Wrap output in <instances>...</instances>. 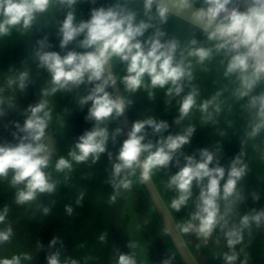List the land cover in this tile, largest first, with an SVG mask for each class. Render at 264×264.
<instances>
[{
	"label": "clouds",
	"instance_id": "clouds-1",
	"mask_svg": "<svg viewBox=\"0 0 264 264\" xmlns=\"http://www.w3.org/2000/svg\"><path fill=\"white\" fill-rule=\"evenodd\" d=\"M135 2L115 0L110 6L93 9L87 20L77 21L74 6L78 0H0V37L8 36L14 28L29 31L38 15L48 12L50 6L55 4L67 9L57 29L60 49H65L82 37L78 47L85 50L68 51L62 56L43 50L50 47L46 37L37 41L38 67L50 74L51 87L42 90L43 99L23 110V124L13 122L16 131L12 135L18 142L0 144V179L7 178L11 171L10 184L17 189V204L31 202L41 193H52L56 187L50 175L44 171L52 159L49 145L45 143L52 119L47 97L82 84L92 85L88 94L79 99V104L83 106L91 102L86 119L94 121L95 126L79 137L74 149L68 153L70 160L63 156L57 159V172L70 171L73 161L81 163L91 157L95 163L105 152L109 134L100 125L110 118L119 117L131 104L124 96L114 98L107 91L117 79L109 71L114 62L125 65V74L119 77V81L126 93L132 94L141 88L163 89L167 86L168 96H179L184 81L194 79L193 60L196 65L204 66L215 56H223L224 77H235L238 82L232 95L238 101L247 97V107L254 110L255 118L249 124L247 136L254 138L264 131V91L253 94L264 83V0H250L246 11L240 10L236 0H177L182 9L194 8L193 19L202 25L206 35L207 46L191 39L184 47L175 38L164 39L166 33L162 26L168 22L169 9L162 2L140 0L139 10L130 6ZM198 3L199 6L194 7ZM149 29H152V34L145 37ZM27 79L28 73L20 72L16 77H10L7 85L24 90ZM221 94L218 91L200 103L199 110L205 114V121L213 119L210 107L215 113L220 112L217 101ZM149 95L152 93L149 92ZM197 95L198 91L193 87L183 96L176 123L197 106ZM3 103L0 99V105ZM9 107L12 105L9 104ZM4 115L5 111L0 107V117ZM146 127L151 128L153 133H161L167 130L168 124L153 118L133 122L128 138L123 141L116 156L117 162L113 164L110 183L114 192L109 203H115L121 191L131 189L133 182L130 177L136 175L137 169L140 170L139 181L144 182L153 176L154 171L167 168L182 147L190 142L195 131L189 125L183 134L168 135L153 145L151 142L143 143ZM119 132L120 129H116V133ZM242 157L243 153L234 157L226 170L213 152L200 149L198 157H184V165L168 178L166 184L168 189L176 192L175 198L170 201L171 209L176 212L187 205L193 186L199 188L195 211L178 227L182 233L194 235L200 241L197 248L207 246L213 233L221 231L228 249L222 254L224 264H236L238 260L240 264H249L250 257L244 248L237 251L236 246L244 243L246 230L250 234L253 226H264V209H253L241 215L238 222L229 223L228 217L234 213L236 205L244 200L238 185L249 169ZM253 200H259V196L253 194ZM77 203L80 201L77 200ZM43 211L47 214L49 209L44 208ZM72 211L70 206H66L69 215ZM7 214V207L0 211V224L5 223ZM12 234L11 226L0 230V244L9 242ZM56 243L57 238L54 237L49 247H54ZM129 247L134 248L135 244ZM30 259L29 254L23 253L0 258V264H21L22 260ZM47 264L77 262H62L59 252H54L48 255ZM116 264H137V261L134 255L120 254ZM164 264H169L168 260Z\"/></svg>",
	"mask_w": 264,
	"mask_h": 264
},
{
	"label": "rangeland",
	"instance_id": "rangeland-1",
	"mask_svg": "<svg viewBox=\"0 0 264 264\" xmlns=\"http://www.w3.org/2000/svg\"><path fill=\"white\" fill-rule=\"evenodd\" d=\"M85 2L86 0H78V3L74 6L79 20H87ZM97 2L99 7H107L113 4L115 0H97ZM197 5L199 6V3ZM130 6L139 10L141 8L140 0H136ZM162 30L166 33L165 37H177L180 44L184 40L196 39L199 43L207 46L206 35L203 31L170 14L168 22L162 26ZM151 34L152 29H149L145 33V37ZM222 59L224 57H214L212 61L206 63L204 66L196 65L193 60L194 79L191 82L184 81L183 91L177 96L176 101L178 103L168 104L170 101H166L164 113L158 115L161 121L168 124L167 130L164 131L165 134H183L185 130L183 124L176 123L175 121L179 117L180 101L193 87L198 91L196 102L202 103L205 101V98L209 99L218 91H223L222 96H227L231 86L237 85L238 82L235 77H224ZM116 70L118 76L121 77L123 72L121 63L120 67L117 68L116 66ZM27 71L29 70L25 68L17 67L16 69L13 67L8 72L0 73V99L3 100L4 105L7 103L12 105V107H9L7 104L8 109L5 110V118L8 117L7 112L12 115L11 112L13 110L14 114L16 113L18 117L25 119L23 110L28 105H34L44 98L41 95V87L36 82L38 79L31 72V74L28 73L24 90H20L15 85L11 88L8 87L7 80L10 77L14 78L20 72ZM9 99L13 102L8 101ZM137 99L138 101L140 100L139 96H137ZM129 100L131 104L134 103V100L136 101L134 93L129 94ZM49 107L52 110L49 129H51V126H54L59 132L63 130L60 133L61 137H63V125L60 124L61 122L57 123L54 107L51 105ZM141 110L143 120V114L147 113L148 109L146 107V109L141 108ZM188 116H191L190 113ZM8 118H11V121L15 122L12 120L14 118ZM49 129H47L45 143H48L50 150L53 152L56 150V144ZM145 132L144 141L146 143L151 142L154 145L155 137L152 129L146 127ZM211 134L213 135V132ZM0 144H3L1 136ZM200 149L199 147L195 151L192 150L189 156H194L195 153L198 156ZM117 154L118 150L114 154L115 159ZM100 167V164L96 167L87 164L86 172H84L87 185L102 180L101 176V178L97 176ZM74 169H77V166L72 164L71 170L68 171L72 172ZM11 175L10 171L7 178L0 179V211L5 207L8 208L5 223L0 224V230L8 226H11L13 230L9 242L0 244V258H10L12 255L27 253L31 256V259L22 260L21 264H47L48 255L59 252L62 262L74 260L77 264H116V260L120 254H129L134 255L137 264H164L165 260H168L169 264H177L176 257L169 251L170 246L167 240H163V236H161L158 221H155L156 218L154 219L151 215L152 208L149 201L142 195V189L136 176L135 181H132L131 189L124 191L118 196L115 203H109V198L102 197L99 193L100 188L96 191L94 186L92 193L85 200L86 204L83 203L85 205L83 208H80L81 206L78 204L71 205L66 201L73 198L72 194L68 192L57 194L59 197L57 199L64 200L62 202L56 201L57 199H53L47 193L38 194L36 199L40 201L39 205L49 209L48 214L51 218L43 223L41 222L43 220H37L36 217L34 218L31 215L33 211L27 207V203L19 205L15 202L17 189L13 188L10 184ZM95 175L96 177H94ZM130 179L132 180L131 177ZM238 188L241 189L244 200L236 205L234 215L229 219L230 224L238 222L241 215L249 213L253 209H264V191L259 184L246 178L243 182L239 183ZM253 194L258 195L259 200L254 201ZM89 198L90 200H88ZM30 203L33 204L34 200ZM66 206H70L73 209L71 215L66 212ZM221 207L223 209V204H221ZM40 225L43 228L37 231ZM263 229L264 226L260 228L253 226L250 234L247 230L244 234L247 240L250 239V250L257 258H254L250 254L245 241L242 245H239V248L243 247L244 252L249 255V262L258 259V264L264 263ZM54 237L57 238V243L54 247L50 248L49 242ZM101 237H103V240H101ZM130 244H135V247L130 248ZM211 246L213 249L215 248L212 244ZM241 255L243 256V253ZM202 260L204 264H215L216 262L208 256L202 257Z\"/></svg>",
	"mask_w": 264,
	"mask_h": 264
},
{
	"label": "trees",
	"instance_id": "trees-1",
	"mask_svg": "<svg viewBox=\"0 0 264 264\" xmlns=\"http://www.w3.org/2000/svg\"><path fill=\"white\" fill-rule=\"evenodd\" d=\"M86 16L87 19L89 18V8H88V1L86 0ZM67 9L60 8V10L53 9L52 18L50 20H45V16H42L40 14V19H36V21L33 24V27L25 32L22 30H19L18 28L12 29L11 33L8 36L0 37V73L8 72L10 69H13L17 67L25 68L27 73L33 74L38 81H36L40 87L41 90L50 88V74L41 67H38V61L36 58V51L39 48V45L37 44L38 40H41L43 38H47V43L50 45V47H45L44 51H51V52H57L60 55H65L68 51H77V52H83L85 50L78 47L79 40L82 39V37L77 38V40L70 43L65 49H60L59 47V37L57 35V29L59 27V22L64 18V15L66 13ZM75 15L77 21L79 20V16L77 15L76 10ZM50 16V14H48ZM190 40H184L182 42V46L184 47L187 42ZM31 72V73H30ZM92 85H80L78 88H72L68 91H58L54 95L47 97L49 101V106H53L56 115H57V123H60L63 125L64 128V135L61 137L60 133L54 126L50 127V131L52 132L53 136L55 138L58 137V150L52 155L51 163L49 164L50 168L47 170V174L51 176V180L55 182L56 187L55 190L52 193H48L51 195L53 199L59 198L57 196L58 193H70L72 194L73 198L66 200L71 205L78 204L77 200L80 201L78 204L81 206L80 208H83L86 204L85 200L87 199V196L92 193V188L95 185V183H91L90 185H87L86 178L84 175V172H86L87 164H90L91 166H97L100 164L102 167V170L104 169L103 175H102V182H103V188L99 189V193L102 197L111 196L113 195V187L110 183L112 178V171H113V164L116 161L114 154L116 153L117 149H120L122 142L120 133H116V129H118L117 124L116 127H114V132L112 133V122L111 119L108 121V123H103L100 126L105 127L108 130L109 139L107 141V144L111 142V134H112V148L110 149V152L105 151L104 153L100 154L99 159L93 163L91 157L81 163L72 162V164L77 166V169H74L72 172H69L65 170L64 172H57L55 170V162L57 159H59L61 156L65 157L66 159L70 160V157L68 153L74 149L75 144L78 142L79 137L83 135L86 131H91L93 127L95 126V122L92 120L86 119L88 115V108L90 107V103L85 104L81 106L79 104V99L82 96H85L88 94L90 88ZM165 90L167 92V86L165 87ZM108 91V89H107ZM126 96L129 100V93H126ZM152 96L155 98L159 97V90L152 92ZM165 93L160 92V99H156L157 105L161 107L162 110H165V104L163 98L165 97ZM168 104H174L176 101H172L171 99H167ZM5 101V100H4ZM8 101H11L9 99ZM6 102V101H5ZM9 105V103H7ZM3 103L0 107H2L5 110L8 109V105ZM197 106L194 107L193 113H190V117L188 116L186 119L181 120L179 123H182L184 126V129H186L189 125H194V120L198 121V117L200 116V110L199 105L200 103L196 102ZM6 106V108H5ZM86 109V114H85ZM12 110V109H11ZM130 110L132 114L134 115V119H140V112L133 109L132 104H130ZM12 115L9 113V116L14 118L15 122H19L20 124H23L24 119L21 117H18V115L13 113ZM20 118V119H19ZM111 122V123H110ZM49 129V127H48ZM214 127L212 130V127H210V131L213 132V135H217L218 133L223 132V128L214 131ZM0 136H1V142L4 143H11L15 144L18 141L14 139L12 133L16 131L13 121H11V118L7 119L4 116L0 118ZM196 131L192 134L190 138V142L182 147V149L175 155L172 162H170L169 166L167 168H161L157 171H154L153 176L156 180L161 192L163 193L164 197L166 198L167 202L170 205L171 199L175 198L176 192L172 189H168L166 187L168 178L175 174L180 167H182L185 163L184 157L189 156L192 150L195 151L196 148H202L199 146L200 140L202 139L200 134H196ZM168 133L165 134L163 131V138L167 137ZM224 140L225 137H223ZM235 136H231V141H233ZM204 140V139H203ZM206 141V140H204ZM226 142V141H225ZM205 143V142H204ZM197 144V145H196ZM196 145V148H195ZM206 146H209L208 143H205ZM195 148V149H194ZM194 156L198 157L195 153ZM104 159V161H103ZM101 161V162H100ZM178 161V163H177ZM211 166V165H210ZM53 177V178H52ZM96 177V175L94 176ZM68 178V179H67ZM92 181H94L92 179ZM22 187V186H21ZM95 188V186H94ZM199 194V188L195 185L192 189V197L189 199L186 206H184V209H181L179 212L174 213L176 214V217L179 221V223H182L184 220H186L189 215L195 211V205L197 202V197ZM82 197V198H81ZM90 200V198L88 199ZM56 201L62 202L64 200L57 199ZM149 201V200H148ZM150 204V203H149ZM35 206V204L33 205ZM151 206V204H150ZM43 207V206H42ZM152 208V206H151ZM82 210V209H81ZM151 215L155 219V213L152 209ZM50 215H44V221H47L51 219L49 217ZM157 219H155L156 221ZM43 222V221H42ZM159 230L161 233V236H163V240L165 239V236L162 232V229L159 224ZM188 242L190 243L192 249L196 253L197 257L201 261L202 264L203 260L202 257L208 256L210 258H213L216 262L215 264H224V261L222 259V254L225 252V246L220 243L219 238V230L215 231L213 233V237L209 240V243L207 246L201 245V247L197 248L196 245L200 243L199 240L195 238L194 235L191 234H185ZM224 239V237H223ZM219 241L217 244L216 241ZM215 247L211 246V244Z\"/></svg>",
	"mask_w": 264,
	"mask_h": 264
},
{
	"label": "water",
	"instance_id": "water-1",
	"mask_svg": "<svg viewBox=\"0 0 264 264\" xmlns=\"http://www.w3.org/2000/svg\"><path fill=\"white\" fill-rule=\"evenodd\" d=\"M87 1H88V8H89V15H90V12L99 6H98L97 0H87ZM158 2H162L169 9L170 15L199 29L200 31H203L202 25L197 24L193 19L192 13H193L194 8L182 9L179 7L177 0H158ZM236 2L241 11H246L247 7L250 4V0H236ZM194 7H198V5ZM60 8L61 6L54 5L51 8H49L48 12L42 14V16H45V20L46 19L50 20L53 17L52 16L53 9L60 10ZM48 14H50V16ZM37 19L38 20L40 19L39 15ZM169 38L177 39V37H164V39H169ZM181 47H183L182 44H181ZM215 57L223 58V56H215ZM116 66L117 68L120 67V63L114 62L112 67L109 69V71L113 73L117 79H116V83L112 84L108 88V91L114 98H119L121 96H124L128 100L126 96V92L124 91V87L119 81L120 76H118L117 74ZM122 70L123 72L121 76L125 74V65L123 64H122ZM145 83L146 84L148 83L147 78H145ZM236 87L237 85L231 86L227 96L226 95L222 96L223 91H221L222 94L219 96L218 101H217L220 105V112L215 113L211 107L209 108V111L213 112V119L211 121H205L204 120L205 114L202 113L201 111H200V116L198 117V121L194 120L196 134L199 133L202 138L200 140L199 146L202 147L201 149H208L209 151L213 152L215 154L216 159H218L219 164L225 167L226 170L231 160L234 157L243 153L242 159L248 165V169H249L244 179L248 178L250 181H253L256 184H259L264 191V131H261L254 138H249L247 136V132L250 130L249 124L255 118L254 110L249 109L247 107V103H248L247 97L239 101L235 99V97L232 95V92ZM158 90H159L158 98L156 97L154 98L152 95L151 96L149 95V92L152 93ZM262 91H264V83L259 85L254 90L253 94L254 95L259 94ZM160 92H163L166 95L163 98L165 106H166L165 102L168 101L167 99H171L172 101L177 100V96L175 95L168 96L166 94L165 88L163 89L161 88H157V89L141 88L137 92L134 93L136 101L134 100V103L132 104L134 110L136 111L139 110L140 117L138 118L140 119H134L133 117L134 115L132 114L130 110V104L119 117L110 118L112 122V133L114 132V127H116V124H117L118 129H120L119 133H120L122 143L124 140L128 138V133L131 130V126L133 122L137 120H142L141 108L146 109L147 107L148 109V112L143 114V120L147 118H153V119L155 118V120L159 119V121H161L158 115L163 114L165 110H162L161 107L157 105V102H156V99H160ZM137 96H139V99H140L139 101L137 99ZM205 100H208V99L205 98ZM176 103L178 102L176 101ZM194 110L195 109L193 108L190 111V113H193ZM7 114H8V117H10L8 112ZM85 114H86V109H85ZM8 117L7 119H9ZM187 117H185L184 119H186ZM110 119L104 123H108ZM179 124H182V123H179ZM210 127H212V130L214 127L215 128L214 131H218L223 128V132L218 133L214 137L211 134ZM196 134H195V137H196ZM231 136H235L233 141H231ZM52 137H54L53 134H52ZM110 137H111V142L109 144H106V150H105L108 152H110V149L113 146L112 145V134ZM154 137H155V140H154V145H155L158 140L163 138V132L154 133ZM223 137H225L226 140H224ZM53 139L56 144V150L53 152L51 151L52 155L58 150L57 145L59 143L58 137L57 138L54 137ZM203 139L206 141H204ZM204 142L208 143L209 146H206ZM143 143H146V142L143 141ZM117 150L119 152V149ZM142 158L143 157H141V159ZM101 167L99 168V172H97V176H99V178L102 177L103 172H104V169L102 170ZM49 168L50 166L44 169V171L47 173V170ZM139 172L140 170L137 169L135 176L140 184V188L142 189V195L145 197L147 201L149 200V203L151 204L152 209L154 210L155 217L158 223L160 224V227L165 236V239L167 240V243L170 246L169 251L177 259L176 263L177 264H202L199 258L197 257L196 253L192 249L190 243L188 242L186 235L180 231L178 227V224L180 223L176 217V214L171 209L169 203L167 202L166 198L161 192L156 180L154 179V176H152L147 181L140 182L138 179ZM122 175H124V173H122ZM135 176L131 177L132 181H135ZM244 179L241 182H243ZM221 183H223V181ZM94 186L97 191L99 188H103V182L102 181L95 182ZM123 192L124 191H121V194ZM106 198H110V196H106ZM39 203L40 201L35 199L33 204L28 202L27 207H29V209L33 211L31 215H33L34 218L36 217V219L40 221L43 220V223H44V215L46 214L43 211L44 207H42V205L40 206ZM34 204L35 206H33ZM221 204H223V202H221ZM181 209H184V208L182 207ZM47 215L49 214L47 213ZM232 215L234 214H231L228 217V219L232 218ZM42 228H43L42 225H40L39 230L37 231H40ZM262 231L264 233V229ZM223 237H224L223 233L219 231L220 243L223 244V246H225V252H227L228 249L226 247V242H225V239H223ZM244 241L247 244L250 254L255 258L256 256L253 254V252L250 250V247H249V245H251L250 239L247 240L246 237L244 236ZM236 250L237 251L240 250L239 245L236 246ZM242 258L243 256L241 255V259ZM257 260L250 261L249 263L258 264ZM236 264H240L239 260L236 262Z\"/></svg>",
	"mask_w": 264,
	"mask_h": 264
}]
</instances>
